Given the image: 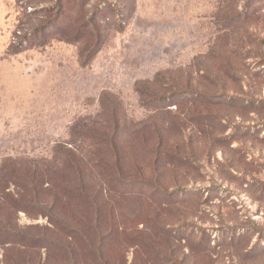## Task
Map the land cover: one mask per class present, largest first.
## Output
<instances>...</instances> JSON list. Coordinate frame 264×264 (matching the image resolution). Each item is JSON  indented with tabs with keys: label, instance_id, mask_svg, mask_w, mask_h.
<instances>
[{
	"label": "rangeland",
	"instance_id": "374dc122",
	"mask_svg": "<svg viewBox=\"0 0 264 264\" xmlns=\"http://www.w3.org/2000/svg\"><path fill=\"white\" fill-rule=\"evenodd\" d=\"M0 264H264V0H0Z\"/></svg>",
	"mask_w": 264,
	"mask_h": 264
}]
</instances>
